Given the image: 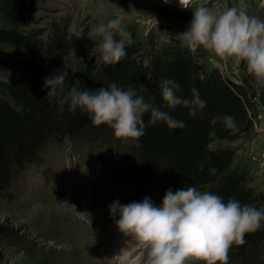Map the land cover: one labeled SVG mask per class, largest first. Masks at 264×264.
Returning <instances> with one entry per match:
<instances>
[{"label": "trees", "instance_id": "obj_1", "mask_svg": "<svg viewBox=\"0 0 264 264\" xmlns=\"http://www.w3.org/2000/svg\"><path fill=\"white\" fill-rule=\"evenodd\" d=\"M37 0H0V47L21 50L28 58L15 62L24 54L4 52L12 58L0 60V66L15 63L27 68L41 81H0V199L9 197V191L18 185L32 167L45 164L52 145L69 141L76 148L107 149L116 159L133 164L154 179L161 195L171 188L173 192L188 186L200 191H211L225 203L238 200L264 211V194L250 186V170L237 164L238 152L223 143H235L254 129L252 114L256 98L248 84H238L218 69L208 71L202 54H196L184 43L171 42L157 48L141 39L136 27L123 23L131 34L125 41L126 55L116 63H95L97 37L89 38L88 29L80 35L70 34L57 25L45 45L39 30L17 32L15 27H30L29 14ZM169 19L192 20V14L174 9L161 10ZM119 39V37H116ZM84 54L89 59L76 75L65 78L54 97H46L49 89L44 79L59 69L71 55ZM174 79L180 85L178 96L191 98L193 87L206 101V107L189 117L188 108L167 107L162 99L160 83ZM115 83L127 89L133 86L138 93L151 97L155 106L185 122L183 129H169L164 122L149 123L150 113L143 117L147 125L145 135L138 140L118 139L108 125L95 126L89 114L70 100L61 105L72 87L81 91H96ZM147 87L144 92L140 85ZM232 116L237 128L226 129L222 122L210 123L213 117ZM219 146H214V143ZM0 236L12 239L13 231L0 226ZM245 243L233 245L228 253V264H264V221L262 227L246 234Z\"/></svg>", "mask_w": 264, "mask_h": 264}, {"label": "rangeland", "instance_id": "obj_2", "mask_svg": "<svg viewBox=\"0 0 264 264\" xmlns=\"http://www.w3.org/2000/svg\"><path fill=\"white\" fill-rule=\"evenodd\" d=\"M198 4L214 10L240 7L264 20V0H196L193 6ZM167 8L173 9L162 0H37L29 14L33 21L30 27L14 29L42 31L41 38L47 45L57 25L80 35L119 16L123 23L137 28L145 44L153 41L161 48L181 42L175 36L190 24L184 17L173 20L163 15L161 10ZM183 12L192 14L191 9ZM0 50L22 52L5 47ZM194 51L204 53L202 61L208 71L218 69L234 82L248 84L256 96L252 133L222 147L237 150V164L250 170V186L264 194V86L247 73L243 62L237 65L222 60L202 47ZM21 54L15 62L28 58L26 52ZM9 58L0 54V60ZM87 59L84 54H71L56 71L64 72L65 78L76 75ZM15 80L41 81L22 65L0 66V81ZM8 194L0 199V226L12 229L14 237L6 240L0 236V264H146V249L133 237L114 233L119 215L113 217L109 206L117 200L121 205L142 202L145 197L161 206L164 197L159 184L137 166L116 160L107 149L76 148L69 141L52 145L44 166L32 167ZM137 254L140 258L132 262ZM188 264L203 262L193 260Z\"/></svg>", "mask_w": 264, "mask_h": 264}, {"label": "clouds", "instance_id": "obj_3", "mask_svg": "<svg viewBox=\"0 0 264 264\" xmlns=\"http://www.w3.org/2000/svg\"><path fill=\"white\" fill-rule=\"evenodd\" d=\"M169 3L170 0H163ZM194 5V0H179V6L192 10V20L186 31L175 38L190 49L204 48L222 60L243 62L246 71L256 83L264 86V20L249 15L240 7L212 9L205 4ZM89 38H99L95 45V63L112 64L125 55V41L131 34L123 27V18L115 17L107 23L95 25ZM116 37H119L117 39ZM65 80L64 72L55 71L44 79L49 89L46 97L57 95ZM140 88L147 92L145 85ZM162 99L170 109L177 106L188 108L189 117L206 107L197 88L191 89V98L177 95L180 85L174 79L160 83ZM70 100L73 110L77 107L89 114L95 126L108 125L118 139L138 140L145 135L147 125L144 115L150 113L153 126L164 122L169 129H183L186 124L172 117L169 112L155 106L151 101L129 85L127 89L110 84L96 91H81L72 87L61 105ZM223 123L226 129L237 128L232 116L217 115L210 123ZM74 207V206H73ZM120 232L133 237L147 250L146 264H228V253L235 245H242L248 233L262 227L264 211L238 200L224 199L211 192L200 191L195 186L183 187L175 192L169 188L161 206L153 204L149 197L142 202L121 205L114 201L110 206Z\"/></svg>", "mask_w": 264, "mask_h": 264}, {"label": "water", "instance_id": "obj_4", "mask_svg": "<svg viewBox=\"0 0 264 264\" xmlns=\"http://www.w3.org/2000/svg\"><path fill=\"white\" fill-rule=\"evenodd\" d=\"M163 1V0H162ZM196 1V0H194ZM166 4V3H165ZM167 6H170L171 8L177 10V11H184V9H182L180 6H179V0H170L169 3L166 4Z\"/></svg>", "mask_w": 264, "mask_h": 264}, {"label": "bare ground", "instance_id": "obj_5", "mask_svg": "<svg viewBox=\"0 0 264 264\" xmlns=\"http://www.w3.org/2000/svg\"><path fill=\"white\" fill-rule=\"evenodd\" d=\"M118 245H119V244H116V246H117L118 249H119V246H118ZM115 253H116V254H119V255H121V256L124 254V253L122 254V253H117V252H115Z\"/></svg>", "mask_w": 264, "mask_h": 264}]
</instances>
